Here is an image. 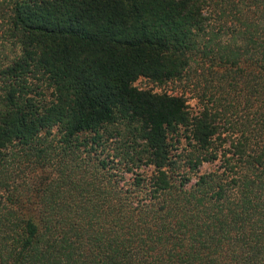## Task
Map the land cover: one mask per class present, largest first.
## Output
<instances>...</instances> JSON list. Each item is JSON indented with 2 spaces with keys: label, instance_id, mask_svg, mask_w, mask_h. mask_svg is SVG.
I'll return each instance as SVG.
<instances>
[{
  "label": "trees",
  "instance_id": "obj_1",
  "mask_svg": "<svg viewBox=\"0 0 264 264\" xmlns=\"http://www.w3.org/2000/svg\"><path fill=\"white\" fill-rule=\"evenodd\" d=\"M0 264H264V0H0Z\"/></svg>",
  "mask_w": 264,
  "mask_h": 264
},
{
  "label": "rangeland",
  "instance_id": "obj_2",
  "mask_svg": "<svg viewBox=\"0 0 264 264\" xmlns=\"http://www.w3.org/2000/svg\"><path fill=\"white\" fill-rule=\"evenodd\" d=\"M136 87L143 89V90H151L155 93H169V94H184V98L188 101V103L196 108L197 107V99L194 98L193 96L195 95L194 92L190 91L191 87L183 82H170V83H159L150 79H145V78H140L138 79L135 84ZM212 166L209 164H203L200 168L201 172L207 171L211 168Z\"/></svg>",
  "mask_w": 264,
  "mask_h": 264
}]
</instances>
